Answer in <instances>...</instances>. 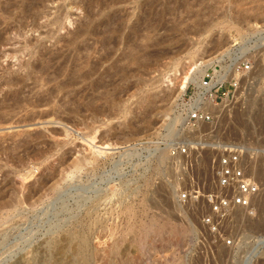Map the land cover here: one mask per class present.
Here are the masks:
<instances>
[{
  "label": "rangeland",
  "instance_id": "obj_1",
  "mask_svg": "<svg viewBox=\"0 0 264 264\" xmlns=\"http://www.w3.org/2000/svg\"><path fill=\"white\" fill-rule=\"evenodd\" d=\"M109 1L0 0V264H264V199L236 245L178 199L223 146L264 153V0ZM246 61L235 104L191 128L202 77Z\"/></svg>",
  "mask_w": 264,
  "mask_h": 264
},
{
  "label": "built area",
  "instance_id": "obj_2",
  "mask_svg": "<svg viewBox=\"0 0 264 264\" xmlns=\"http://www.w3.org/2000/svg\"><path fill=\"white\" fill-rule=\"evenodd\" d=\"M231 65L228 64V69L226 68L228 71H234L230 79L208 71L198 87L200 91L198 98L190 102L192 94L188 100L190 104L186 101L191 128L197 129L202 124L212 127L218 122L220 115L210 104L220 105L225 101L232 106L235 104L242 83L249 79L252 68L248 61L241 62L236 67ZM185 145L177 144L172 147L173 155L184 156L192 148L197 150L194 146ZM261 158H264V153L257 150L249 156L248 148L243 144L223 146L216 157L210 158L208 167L209 171L211 170L210 176L208 178L203 176L197 184L179 191L180 202L192 200L206 207L207 212L202 216L203 225L218 239L222 237L227 245H236L238 240L233 235L222 234L223 231L236 228L240 224L244 225L245 220L249 218H256L263 203L264 185L255 167Z\"/></svg>",
  "mask_w": 264,
  "mask_h": 264
},
{
  "label": "bare ground",
  "instance_id": "obj_3",
  "mask_svg": "<svg viewBox=\"0 0 264 264\" xmlns=\"http://www.w3.org/2000/svg\"><path fill=\"white\" fill-rule=\"evenodd\" d=\"M30 1V0H29ZM32 1H39V0H32ZM109 1V0H108ZM122 1V0H121ZM95 2L97 3V0H87V3H90L91 5L92 4H95ZM109 2H111V5H112V3H116L115 2V0H111V1H109ZM32 4H33V2H31ZM31 3H29V4H31ZM154 3V2H153ZM35 6V8H36V3L34 4ZM40 5V4H39ZM30 6V5H29ZM33 6V5H32ZM171 6V5H170ZM32 7H30V9H31ZM39 8V7H38ZM195 9V8H194ZM29 10V9H28ZM211 12V11H210ZM242 18V17H241ZM143 19V18H142ZM110 24V23H109ZM113 25V24H112ZM112 27V26H111ZM110 28V27H109ZM144 37V36H143ZM151 41V40H150ZM102 42V41H101ZM140 42V41H139ZM136 49V48H135ZM103 50V49H102ZM140 51V50H139ZM151 52H152V50H151ZM59 54V53H58ZM136 54V53H135ZM149 55V54H148ZM158 55V54H157ZM55 56V55H54ZM143 56V55H142ZM134 57V58H133ZM132 57V61H133V63H135V64H141V62H140V58L139 57H137L136 55H134ZM150 57V56H149ZM68 58V57H67ZM144 58V57H143ZM55 60V59H54ZM129 61V60H128ZM142 61V60H141ZM47 63V62H46ZM127 63V62H126ZM132 63V64H133ZM91 64V63H90ZM92 65V67L91 68H88L89 70L88 71H83L81 74H80V78H86V77H88V76H90V74H93V72L96 70V66H98V65H94L93 66V64H91ZM63 66V65H62ZM61 66V67H62ZM124 66V65H123ZM64 67H65V65H64ZM90 67V66H89ZM60 68V67H59ZM121 68V67H120ZM125 68V67H124ZM62 69V68H61ZM74 69V68H73ZM57 71H60V70H57ZM56 71V72H57ZM81 71V70H80ZM38 72V71H37ZM42 72V71H41ZM43 72H44V70H43ZM58 73V72H57ZM57 73H55V74H57ZM77 74H78V72H77ZM43 75V74H42ZM72 75H74V74H72ZM76 76V75H75ZM77 76H79V75H77ZM74 77V76H73ZM71 78H72V76H71ZM76 78H78V77H76ZM73 79V78H72ZM79 79V78H78ZM75 81V80H74ZM213 81H215V78H214V80ZM72 82V81H71ZM72 83H74V82H72ZM200 84H201V81H199V83L197 84V87H196V92L191 96V98H190V102H192L193 100H196L197 98H198V96H199V94H200V91H199V89H198V87L200 86ZM71 85V84H70ZM59 86V85H58ZM66 86H68V85H66ZM61 87H62V85H61ZM65 87V86H64ZM96 87V86H95ZM98 87V86H97ZM59 88H60V86H59ZM185 86L184 87H182V89L183 90H185ZM24 89V88H23ZM55 90L57 91V89H51V91H49V93H48V95H47V97H42V98H44V99H41V103L40 104H43V105H49V104H51L52 103V101H53V99H54V92H55ZM60 93V92H59ZM105 96V95H104ZM37 97V96H36ZM35 97V98H36ZM89 98V97H88ZM91 98V97H90ZM106 98V97H105ZM15 99H17V98H15ZM19 99V98H18ZM98 99V98H97ZM100 99V98H99ZM103 99V98H102ZM101 99V100H102ZM38 100V99H37ZM95 101V100H94ZM16 102V101H15ZM17 104H19V102L20 101H18L17 100ZM91 102V101H90ZM93 102V101H92ZM97 102V101H96ZM189 102V101H188ZM190 102H189V104H190ZM23 103V102H22ZM94 103V102H93ZM35 104V103H34ZM89 104V103H88ZM95 104V103H94ZM90 105H93V104H90ZM100 105V104H99ZM39 106V105H38ZM88 106V105H87ZM186 106H187V104L185 105V108H184V110H185V112H186V115H187V121L189 120V115H190V113H188V111H187V109H186ZM210 106H211V108L214 110V111H221L223 108L222 107H228V106H230V103L229 102H227V101H225L224 102V104H220V105H213V104H210ZM93 110L94 111H96V112H98V113H100V112H104L105 111V109H104V107H101V108H97V107H95V108H93ZM188 123H189V121H188Z\"/></svg>",
  "mask_w": 264,
  "mask_h": 264
}]
</instances>
